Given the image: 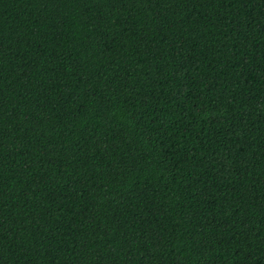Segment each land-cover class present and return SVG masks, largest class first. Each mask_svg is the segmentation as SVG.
<instances>
[{
  "label": "trees",
  "instance_id": "1",
  "mask_svg": "<svg viewBox=\"0 0 264 264\" xmlns=\"http://www.w3.org/2000/svg\"><path fill=\"white\" fill-rule=\"evenodd\" d=\"M0 264H264V0H0Z\"/></svg>",
  "mask_w": 264,
  "mask_h": 264
}]
</instances>
